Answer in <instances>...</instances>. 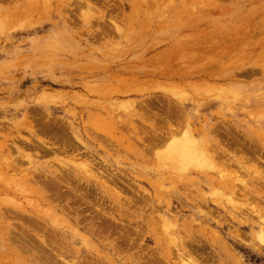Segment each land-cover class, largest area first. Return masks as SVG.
Listing matches in <instances>:
<instances>
[{
  "label": "rangeland",
  "instance_id": "374dc122",
  "mask_svg": "<svg viewBox=\"0 0 264 264\" xmlns=\"http://www.w3.org/2000/svg\"><path fill=\"white\" fill-rule=\"evenodd\" d=\"M0 264H264V0H0Z\"/></svg>",
  "mask_w": 264,
  "mask_h": 264
},
{
  "label": "bare ground",
  "instance_id": "6f19581e",
  "mask_svg": "<svg viewBox=\"0 0 264 264\" xmlns=\"http://www.w3.org/2000/svg\"><path fill=\"white\" fill-rule=\"evenodd\" d=\"M53 128V127H52ZM54 130V129H53ZM63 139V138H62ZM61 142V141H60ZM57 143V142H56ZM37 144V143H36ZM180 149H183V148H180ZM180 149H178V150H180ZM179 152H181V151H179ZM68 180V179H67ZM70 181V180H69ZM71 186V185H70ZM75 188V187H74ZM261 244V243H260Z\"/></svg>",
  "mask_w": 264,
  "mask_h": 264
}]
</instances>
